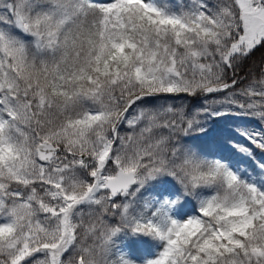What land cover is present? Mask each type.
<instances>
[{
  "label": "snow or ice",
  "instance_id": "1",
  "mask_svg": "<svg viewBox=\"0 0 264 264\" xmlns=\"http://www.w3.org/2000/svg\"><path fill=\"white\" fill-rule=\"evenodd\" d=\"M0 264H264V0H0Z\"/></svg>",
  "mask_w": 264,
  "mask_h": 264
},
{
  "label": "rangeland",
  "instance_id": "2",
  "mask_svg": "<svg viewBox=\"0 0 264 264\" xmlns=\"http://www.w3.org/2000/svg\"><path fill=\"white\" fill-rule=\"evenodd\" d=\"M161 103H163V101H161ZM222 128H228V127H222ZM122 131H127V129H122ZM183 211L189 217L197 214V212L194 210V208H192V206H185ZM141 239H145L147 243H150L149 247L151 248V250L149 248L148 249L145 248V244H143ZM117 243L120 245L123 251L127 252L134 259L155 258V256L160 251V249L154 248L152 246V242L147 238L133 237L128 235L127 232L117 237Z\"/></svg>",
  "mask_w": 264,
  "mask_h": 264
},
{
  "label": "trees",
  "instance_id": "3",
  "mask_svg": "<svg viewBox=\"0 0 264 264\" xmlns=\"http://www.w3.org/2000/svg\"><path fill=\"white\" fill-rule=\"evenodd\" d=\"M259 60H260V53L257 52L255 56L252 57L251 60H249L247 62V67H251L253 68V70L255 71H259L258 69V64H259ZM169 103H175V104H183L185 106V109H192L193 107H199L201 103H203L202 100H198L196 98L187 96V95H179V96H172L169 98L168 100ZM239 121H237L235 119V117H232L228 120H222L221 123L218 125V127L222 128V127H232L234 126L235 123H238ZM197 143H199V141H195ZM196 204L195 201H192L191 203L186 204L185 206H192V208H194V205ZM144 238V237H141ZM146 246L149 247V243H147L145 241V239H143Z\"/></svg>",
  "mask_w": 264,
  "mask_h": 264
}]
</instances>
